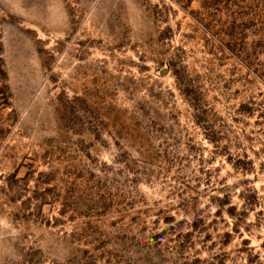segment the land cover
I'll list each match as a JSON object with an SVG mask.
<instances>
[{
    "label": "rangeland",
    "instance_id": "obj_1",
    "mask_svg": "<svg viewBox=\"0 0 264 264\" xmlns=\"http://www.w3.org/2000/svg\"><path fill=\"white\" fill-rule=\"evenodd\" d=\"M0 264H264V0H0Z\"/></svg>",
    "mask_w": 264,
    "mask_h": 264
}]
</instances>
